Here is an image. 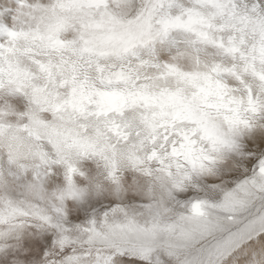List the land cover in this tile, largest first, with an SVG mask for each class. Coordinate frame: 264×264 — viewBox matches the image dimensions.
<instances>
[{
    "label": "snow or ice",
    "instance_id": "1",
    "mask_svg": "<svg viewBox=\"0 0 264 264\" xmlns=\"http://www.w3.org/2000/svg\"><path fill=\"white\" fill-rule=\"evenodd\" d=\"M0 264H264V0H0Z\"/></svg>",
    "mask_w": 264,
    "mask_h": 264
}]
</instances>
